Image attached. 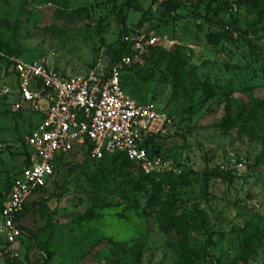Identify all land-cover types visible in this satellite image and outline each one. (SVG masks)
<instances>
[{
  "label": "rangeland",
  "instance_id": "obj_1",
  "mask_svg": "<svg viewBox=\"0 0 264 264\" xmlns=\"http://www.w3.org/2000/svg\"><path fill=\"white\" fill-rule=\"evenodd\" d=\"M124 1L0 0V56L83 75L102 50L119 47L113 5ZM166 2L179 9L165 12ZM208 2L138 0L122 9L126 28L143 17L155 50L167 52L121 79L128 96L165 116L151 155L161 169L146 178L129 163L64 157L28 199L35 205L18 220L12 252L0 234V264H242L246 254L255 257L248 264H264V0L232 9V18L208 14ZM80 8L87 12L75 14ZM9 68L0 62V146L10 144L0 153V194L23 165L9 141L18 100Z\"/></svg>",
  "mask_w": 264,
  "mask_h": 264
},
{
  "label": "built area",
  "instance_id": "obj_2",
  "mask_svg": "<svg viewBox=\"0 0 264 264\" xmlns=\"http://www.w3.org/2000/svg\"><path fill=\"white\" fill-rule=\"evenodd\" d=\"M156 41L149 31L132 28L121 37L124 54L112 62L102 50L87 72L75 76L57 72L45 60L9 58L18 94L11 109L29 113L34 127L24 137L27 161L10 174L0 207L5 253L12 252L22 237L18 215L28 199L54 178L61 156L74 153L99 161L119 154L145 175L159 170V160L143 146L162 127L165 116L154 104H142L128 96L121 83L124 69L140 64L146 52L157 47ZM2 93L7 95L9 89Z\"/></svg>",
  "mask_w": 264,
  "mask_h": 264
},
{
  "label": "trees",
  "instance_id": "obj_3",
  "mask_svg": "<svg viewBox=\"0 0 264 264\" xmlns=\"http://www.w3.org/2000/svg\"><path fill=\"white\" fill-rule=\"evenodd\" d=\"M137 1L138 0H125L120 6H115V4L113 5V10L119 14L118 23H119L120 29H119V47L117 49H114V50L109 49L107 51V53H109V55L111 56L112 62L116 60L117 56H121L122 54H124L126 52L124 50L123 45H122L121 37H122V35L127 34L131 30V28L130 29L126 28V25H125V19L126 18H125V16L122 15V9L123 8L133 9L134 5L137 3ZM217 1L218 0H209L208 5L206 6L207 13L208 14L213 13L215 16H218L221 13H224L225 16H228L230 18L233 17L232 9L236 8L237 10L250 11V10L255 8V6L258 2H260V0H235L231 5L222 7L220 4L217 3ZM163 7H164V11L167 13L168 12H174V11L176 12L179 9V4L177 2H166ZM84 12H87L85 8H80V9L74 10V13L77 15H81ZM143 19L144 18L142 17V19L137 22V24L135 25V28H137V29L143 28V26L145 24V21ZM234 21H237V20L234 19ZM219 39L220 38H216L215 41L218 42ZM209 41H212V40H209ZM166 54H167V52H164L161 50L158 51V50H155V48L149 49L146 52V54L143 56L140 64L132 65V66L125 68L123 74L125 72L138 71L142 68L143 62L148 63V62H151V60H153L155 58H159V59L164 58V56ZM9 58L10 57L0 56V62L3 64L4 68L8 69L10 67ZM93 64H92V66H93ZM123 74H122V76H123ZM176 75H177L176 73L173 74V76H176ZM153 76H154L153 74L148 75L147 79L152 78ZM121 79H122V77H121ZM204 87H206L207 91L210 90L211 92H214L213 88H210L208 86H204ZM9 109L10 110L8 112V114H9L8 117H9V120L13 121V131L16 134V138L13 141V143H16L17 145H19L20 151L18 154H20L23 157V162L25 163L27 161L28 153H27V148L24 144V137L29 135L31 130L33 129V127H34L33 121H32L30 116L27 117L26 120H24V115L26 114V112L13 111L11 108H9ZM20 121H23L26 123L27 128H28L27 132L22 133V132L18 131L16 123L20 122ZM219 129L222 130L223 133H225L224 129H222V128H219ZM155 137H156V135L152 134L144 142L143 147L149 152L150 155H153L156 152L154 150V139H155ZM3 144H4V146L2 149H0V153L5 149L10 148V144H7V143H3ZM84 159L89 161V162H98V163H100V164L102 163L104 165L115 164L118 162H123V163H127V164L129 163V164L134 165L132 162H130L127 159V157H125L124 155H119V154L104 156L99 161L89 160L85 156H84ZM58 160H59V162L56 163L57 164L56 167L57 166H64L66 164V163H63L64 158L62 156ZM134 166L137 168L136 165H134ZM10 174H8V176L6 177V185L4 187L3 192H1V194H0V207H1L2 202L5 199V196L8 192L9 186H10V177H9ZM145 177L149 178L150 176L145 175ZM154 187H155L154 190L159 191V189H160L159 185H155ZM43 190H44V188L42 189V191ZM34 205H35V203L32 204V206H30V207L29 206L24 207L23 211L18 215V219L21 218ZM254 258H255L254 256H251L250 254H246L243 258L244 261L242 264H248V262Z\"/></svg>",
  "mask_w": 264,
  "mask_h": 264
},
{
  "label": "crops",
  "instance_id": "obj_4",
  "mask_svg": "<svg viewBox=\"0 0 264 264\" xmlns=\"http://www.w3.org/2000/svg\"><path fill=\"white\" fill-rule=\"evenodd\" d=\"M3 98H5V95H3ZM2 104L4 103V102H1ZM0 103V107H2V104ZM10 108V107H9ZM6 119H8V118H6ZM9 121H11V127L13 128V121L12 120H9ZM20 123H23V121H20V122H17L16 124H17V128H18V131H20ZM21 132V131H20ZM12 133H13V137L11 138V140H9V141H11V142H13L14 140H15V138H16V134H15V132H13L12 131ZM8 142V141H7ZM22 162H23V160H22Z\"/></svg>",
  "mask_w": 264,
  "mask_h": 264
}]
</instances>
